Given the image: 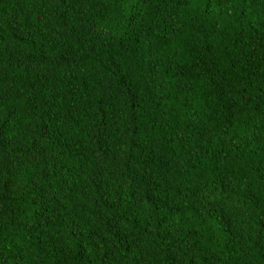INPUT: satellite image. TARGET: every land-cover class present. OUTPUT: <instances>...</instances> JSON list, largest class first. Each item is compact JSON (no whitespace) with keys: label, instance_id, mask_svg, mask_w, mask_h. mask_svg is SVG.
I'll return each mask as SVG.
<instances>
[{"label":"trees","instance_id":"1","mask_svg":"<svg viewBox=\"0 0 264 264\" xmlns=\"http://www.w3.org/2000/svg\"><path fill=\"white\" fill-rule=\"evenodd\" d=\"M0 264H264V0H0Z\"/></svg>","mask_w":264,"mask_h":264}]
</instances>
